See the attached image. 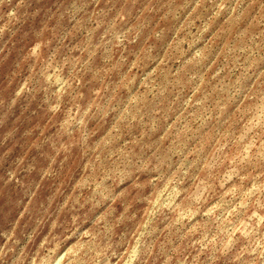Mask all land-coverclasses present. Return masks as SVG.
<instances>
[{"label":"rangeland","instance_id":"rangeland-1","mask_svg":"<svg viewBox=\"0 0 264 264\" xmlns=\"http://www.w3.org/2000/svg\"><path fill=\"white\" fill-rule=\"evenodd\" d=\"M249 2L0 0V233H5L0 264H10L23 234L33 227L31 205L20 216L24 196L16 179L28 184L34 174L8 176L17 157L50 164L49 182L61 192L69 189L65 208L55 216L49 213L34 243L41 232L51 233L58 250L68 248L72 257L100 224L116 216L121 228L154 230L149 238L161 254L149 264L166 259L169 264H260L247 241L231 245L223 256L209 244L222 226L209 222L216 215L212 205L247 200L245 190H257L253 182L264 185V160L239 162L244 155L255 156L264 140L258 136L264 106L254 103L264 94V10L248 7ZM105 29L125 38L111 52L95 51ZM53 47L62 58L61 65L50 62V73L62 66L67 76L74 67L85 101L112 95L110 109L119 104L115 112L109 110L99 122L86 117L70 134L85 103L79 104V114L64 110L55 117L34 101L25 104L23 97L11 104L29 62ZM105 156L121 162L134 156L146 167L136 171L121 164L116 182L98 189L104 199L93 208L84 198L99 183L96 171ZM218 174L223 188L210 190L207 178ZM108 201L113 202L92 224ZM244 226L237 224L241 231ZM8 236L20 243L6 244Z\"/></svg>","mask_w":264,"mask_h":264},{"label":"clouds","instance_id":"clouds-1","mask_svg":"<svg viewBox=\"0 0 264 264\" xmlns=\"http://www.w3.org/2000/svg\"><path fill=\"white\" fill-rule=\"evenodd\" d=\"M256 5L264 10V0H250L248 7ZM246 9L241 7L240 16H243ZM239 18V17H238ZM111 37V38H109ZM123 34H116L108 29H105L96 39L94 45L95 51L111 52L113 48H118L119 44L124 40ZM116 42V43H114ZM7 41H5V44ZM34 45L33 47H38ZM2 50V48H0ZM47 57V58H45ZM62 52L58 48H51L43 53V56L35 61L29 62L25 70L24 76L18 81L16 85L15 98H10L12 105L17 103L21 97L27 104L29 101L36 102L38 108L46 110L54 117L57 113L64 110L71 112L76 109L79 114V104L85 103L86 109L80 118L76 120V126L71 129V133L84 124L85 118L96 119L97 122L104 119L109 110L116 111V107H111L112 95L97 96L95 101H85L83 93L80 91L79 74L76 73L74 67H70L68 75H62L63 67H59L55 73H50V62L61 65ZM3 103V99H0ZM255 104L264 106V94L256 97ZM75 118V116H74ZM115 119V117H113ZM90 129L85 128L84 135L87 136ZM258 136H264V126L260 127ZM248 149H245L247 152ZM264 160V140H261L260 151L255 156L244 155L243 159L239 162L241 165L252 163L253 160ZM125 168L134 169L139 171L141 168L146 167L143 160L132 157L124 161L110 160L105 156L102 162V167H98L96 174L99 178V183L91 186L90 195L86 198L78 197L77 200L84 198L92 204V207H98L104 199V193L98 191L103 186L105 189L110 188L116 182V171L121 166ZM51 165L47 167L39 166L34 160L27 162L23 157H17L15 167L8 171L9 180L18 177L21 173L27 176H33V179L24 184L22 179H16V184L20 186L23 191L24 199L20 203L24 204V209L21 210L20 216H23L25 211H28V205H31L29 212V219L33 220V227L24 233L23 228L20 231L23 234V243L12 256L10 264H109L111 258L115 257V264H149L150 260H155L160 256L161 251L157 250L155 240L150 239L154 234L147 230H140L132 232L130 226L124 228L120 227L117 222L116 216L109 217L104 223L100 224L95 235L90 238L80 252L76 255L69 257V249L65 248L59 251V246L54 242L51 233L44 235L43 232L39 234L40 238L37 243L34 241L37 238V229L45 224L49 218V213L55 216L57 212L63 211L66 202L69 200V189L65 188L62 192L57 189L56 184L50 183V177L53 175L49 171ZM107 169V172L104 170ZM104 175H111L113 179L106 182L103 178ZM220 175L209 176V189L215 190L216 187L223 188V184H217ZM241 180L246 179L241 176ZM7 183V182H6ZM252 189L256 191L245 190L247 200H242L238 203L232 201H224L223 203L217 202L212 205L216 210L215 216H209L205 212V216H209L210 223L220 222L222 225L220 231L209 241L213 250L219 253V256L226 255L229 247L241 240L247 241L251 247V253H259L260 264H264V185H258L253 182ZM172 191L179 195V190L173 188ZM251 192V195H249ZM145 197L151 195V191L144 193ZM99 197V199H97ZM190 199V198H186ZM113 201H108L104 205V209L98 212L92 219V224H96L100 217L104 215V211L111 205ZM127 203V201H125ZM199 204L200 201H195ZM83 207V205H81ZM91 210V209H90ZM118 215V214H117ZM75 221L76 217H72ZM244 223L243 231L237 224ZM65 223H67V213H65ZM16 231L15 228L12 230ZM125 233H128L127 235ZM5 233H0V236ZM83 236V232L80 233ZM207 240L208 238L205 237ZM79 240V237H77ZM224 240L227 242L225 243ZM19 244V240H14L12 236H8L6 244ZM255 245L252 247V245ZM32 245V247H29ZM219 245V247H216ZM11 248L9 247V251ZM5 252L0 248V262L4 260ZM219 256L217 259H219ZM164 264H169L168 260Z\"/></svg>","mask_w":264,"mask_h":264}]
</instances>
